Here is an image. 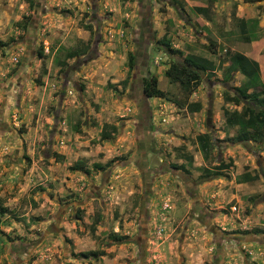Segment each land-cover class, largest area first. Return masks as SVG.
<instances>
[{
	"label": "rangeland",
	"instance_id": "1",
	"mask_svg": "<svg viewBox=\"0 0 264 264\" xmlns=\"http://www.w3.org/2000/svg\"><path fill=\"white\" fill-rule=\"evenodd\" d=\"M233 52L264 87V0H0V264H264V141L222 114ZM186 55L189 94L164 75Z\"/></svg>",
	"mask_w": 264,
	"mask_h": 264
},
{
	"label": "trees",
	"instance_id": "2",
	"mask_svg": "<svg viewBox=\"0 0 264 264\" xmlns=\"http://www.w3.org/2000/svg\"><path fill=\"white\" fill-rule=\"evenodd\" d=\"M241 1L244 3H253L259 0ZM85 27H87V25H85ZM156 43L160 46L159 48L163 49L166 53H176V51L169 46L167 40L160 39L157 40ZM198 59L199 58L193 55H186L180 62L173 61L165 69L164 75L170 82L177 83L182 90L189 94L198 86L201 77L200 74L204 68L205 61L203 59ZM228 61V70L239 72L243 76L244 81L240 85L227 88L222 92V99L225 103L231 102L235 105L241 103V109L239 111L222 109L226 125L229 127H236L235 132L231 136H228L227 139L231 143H243L248 140L262 142L264 141V87L254 89L260 84L258 79V64L256 61L239 52L229 54ZM128 63H130L129 65L133 63L131 53L128 54ZM262 65L264 67V53L262 55ZM224 77H229L228 72L224 74ZM141 91L145 97L165 98L163 91L156 86V78L152 76L142 79ZM172 102L176 107H182L183 105L177 100H172ZM186 107L190 112H195L199 110L200 105L198 102H190L187 103ZM103 126L105 128L108 126L111 130L115 129L112 125ZM103 128L101 130V137L106 138L108 133L105 131V128ZM211 136L212 134L210 132L196 135L195 138L201 151H205L209 148L211 145ZM173 167H175V165H173ZM226 167L227 164L224 163L215 165L214 168L217 170L216 174H219L220 169ZM3 210L4 209L0 207V213L4 212ZM110 238L114 242L123 241V237L116 233H111ZM81 254L84 256H97L103 255L104 253L102 250H97L86 251Z\"/></svg>",
	"mask_w": 264,
	"mask_h": 264
}]
</instances>
